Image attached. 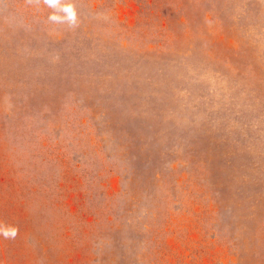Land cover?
I'll return each instance as SVG.
<instances>
[{
  "label": "rangeland",
  "instance_id": "1",
  "mask_svg": "<svg viewBox=\"0 0 264 264\" xmlns=\"http://www.w3.org/2000/svg\"><path fill=\"white\" fill-rule=\"evenodd\" d=\"M0 133V264H264V0H0Z\"/></svg>",
  "mask_w": 264,
  "mask_h": 264
},
{
  "label": "crops",
  "instance_id": "2",
  "mask_svg": "<svg viewBox=\"0 0 264 264\" xmlns=\"http://www.w3.org/2000/svg\"><path fill=\"white\" fill-rule=\"evenodd\" d=\"M5 103H7L6 100H5ZM26 114H27V112H26ZM8 119H9V117L5 120L7 123H10L9 124L10 129H8V131H9L8 136L9 137H7V139H8L7 142L9 144L13 143V145H12L13 146L12 147L13 151L17 147H20V148H21V146L29 147V145L31 143H33V142L36 145H39V144L40 145H44L45 142L47 141V139H49L51 137V131H49V130H43V131H40V132L38 130H36L35 133H34V132H31V129H30V133H29L28 132L29 131V127H27V125H28L27 123H25L24 126H21V128H19V126L15 127V126L11 125V122H12V120H14V117L12 118V120L10 118L11 122ZM28 119H30V118H28ZM19 120H20V118H19ZM37 131H38V133H36ZM1 134L2 133H0V138L3 140L4 138H3V136ZM26 134H28V135H26ZM34 135H36V136H34ZM32 137L34 138L33 140H32ZM17 138L19 140H17ZM24 138H27V139L24 140ZM20 140H22V142ZM54 141L55 140H50V144H52ZM14 142H15V144H14ZM1 155L3 157L6 156V154H1V152H0V159H1ZM22 156H20L19 161L17 160V165L19 166V168H18L19 171L18 172H19L20 175H22V179L21 180L18 179V181L19 180H20L19 182H23V181L25 182L26 181V183L28 185L27 186L28 187V192L30 194L31 192H30L29 186L33 187L36 184V182H35V178L36 177L34 175H32L30 173V171L32 172V169L35 167L34 165H36V163H37V156H34V159H32V160L31 159L30 160L26 159L25 161H21L20 159L23 158ZM8 164H9L8 161L0 162V167L4 169L6 166H8ZM41 166L45 168L46 164L44 162H42ZM53 167H54V165H53ZM15 181H16V179H15ZM4 182H5V178L2 175H0V183L3 184ZM30 196H31V194H30ZM1 233H6V230L4 232H0L1 242L4 244L3 246L10 245L11 241H9L8 239H4L5 235L3 234L4 235L3 236V235H1ZM7 241H9V242H7ZM53 246H55V245H52V247ZM55 247L60 248L59 246H55ZM8 253L9 252L8 251H4V249L0 245V260H8L7 259V257L9 256ZM55 253H56V255L54 254L53 256H49L47 251H43V252H41L40 256H41L42 260H61V256H60L59 252H55Z\"/></svg>",
  "mask_w": 264,
  "mask_h": 264
},
{
  "label": "clouds",
  "instance_id": "3",
  "mask_svg": "<svg viewBox=\"0 0 264 264\" xmlns=\"http://www.w3.org/2000/svg\"><path fill=\"white\" fill-rule=\"evenodd\" d=\"M48 2H49V3H52V2H53V0H48ZM53 19H55V17H53Z\"/></svg>",
  "mask_w": 264,
  "mask_h": 264
}]
</instances>
